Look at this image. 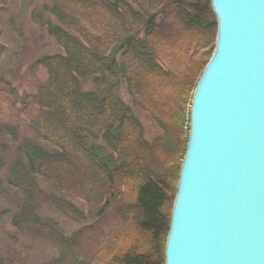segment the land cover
<instances>
[{
  "label": "trees",
  "instance_id": "obj_1",
  "mask_svg": "<svg viewBox=\"0 0 264 264\" xmlns=\"http://www.w3.org/2000/svg\"><path fill=\"white\" fill-rule=\"evenodd\" d=\"M145 3L158 8L151 11ZM35 16L60 52L34 60L32 68H42L46 78L20 98L31 130L43 139H21L10 162L11 186L22 195L12 226L63 247L57 259L44 264H88L75 241L64 238L39 210L50 203L74 219H89L91 210L85 216L65 199L43 193L35 177L99 212L116 202L124 181H133V202L117 209L131 214L133 226L149 240L147 247L129 244L102 264H164L172 210L168 195L176 193L181 162L172 151L165 153L170 165L159 174L138 157L135 163L144 165L139 179L141 170L125 160L127 142L141 133L132 109L158 108L168 114L177 137L184 127L188 136L191 97L215 43L210 0H46ZM159 96L169 99L168 107L156 106L163 103ZM6 134L14 142L17 128L0 124V138ZM155 150L150 146L144 153L159 164Z\"/></svg>",
  "mask_w": 264,
  "mask_h": 264
},
{
  "label": "water",
  "instance_id": "obj_2",
  "mask_svg": "<svg viewBox=\"0 0 264 264\" xmlns=\"http://www.w3.org/2000/svg\"><path fill=\"white\" fill-rule=\"evenodd\" d=\"M164 264H264V0H210Z\"/></svg>",
  "mask_w": 264,
  "mask_h": 264
},
{
  "label": "rangeland",
  "instance_id": "obj_3",
  "mask_svg": "<svg viewBox=\"0 0 264 264\" xmlns=\"http://www.w3.org/2000/svg\"><path fill=\"white\" fill-rule=\"evenodd\" d=\"M44 1L46 0H0V124L12 126L18 131L14 142L9 134L0 138V264H44L57 259L63 249L62 246L53 243H41L32 236L20 232L11 223L12 216L22 203V195L11 186L8 168L16 157V147L21 139L30 141L37 139L31 130L30 115L19 108L20 98L22 94L33 92L36 81H43L46 78L42 68H32L34 60L44 54L60 52L36 23L35 14ZM156 4L158 3L150 6L145 3L144 8L154 11L158 8ZM89 87L87 85V89ZM159 99L163 103H157L156 106L160 104L168 107L169 99L165 101L161 96ZM132 111L141 126V133L133 134V139L127 142L125 160L133 163L129 165L133 166L134 171L141 170L139 179L143 178L144 165L159 174L165 172L170 164L164 162L163 156L169 151L173 152L174 160L182 163L188 139L186 127L183 128L182 137H177L168 127L171 122L165 112L162 113L158 108L154 109L149 105L137 107ZM186 120L185 117V126ZM41 139L43 138L37 140ZM40 144L47 148L49 146L43 142ZM150 146L156 149L154 157L159 159V164H152L147 160V154L144 152ZM138 157L145 158L148 164H136L134 159ZM35 179L43 193L55 194L65 199L85 216L88 215V210H91L89 219H74L63 215L50 203L39 210V215L55 224L64 238L75 241L76 247L81 249V257L88 264H102L113 253L132 243L140 246L139 250L147 247L149 240L133 226L131 214L124 216L117 209L119 204L133 202L135 182L124 181L118 188L120 196L116 202L109 205L106 211L99 212L98 208H89L74 194L56 193L48 183L39 177ZM168 196L170 204L173 205L174 192ZM120 236H123L122 239ZM63 264H68V261Z\"/></svg>",
  "mask_w": 264,
  "mask_h": 264
}]
</instances>
